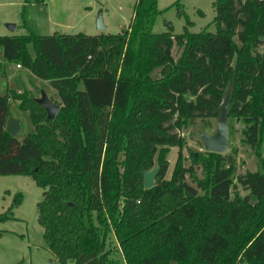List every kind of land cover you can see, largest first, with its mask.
<instances>
[{"label": "trees", "instance_id": "16d2710c", "mask_svg": "<svg viewBox=\"0 0 264 264\" xmlns=\"http://www.w3.org/2000/svg\"><path fill=\"white\" fill-rule=\"evenodd\" d=\"M212 4L213 31H190L185 15L182 32L155 33L156 0H137L118 33L0 35L3 58L58 94L52 119L30 90L0 94V175L30 176L44 190L37 220L60 263L264 264V0ZM229 82L228 126L242 123L259 169L236 173L231 154L206 151L198 177L180 130L216 118ZM11 102L33 126L22 140L5 129ZM155 165L145 189L143 170ZM22 198L14 194L0 222Z\"/></svg>", "mask_w": 264, "mask_h": 264}, {"label": "rangeland", "instance_id": "374dc122", "mask_svg": "<svg viewBox=\"0 0 264 264\" xmlns=\"http://www.w3.org/2000/svg\"><path fill=\"white\" fill-rule=\"evenodd\" d=\"M137 0H0V35H20L33 32L48 35L54 32L74 34L78 32L89 35L118 33L128 28ZM214 0H156L158 12L152 28L155 33L168 30L171 26L173 34L182 32L186 24L185 15L192 21L188 29L198 32L204 27L213 31V19L216 15L213 7ZM179 2V6L176 5ZM180 7V9H179ZM180 10V11H179ZM101 11L105 30L96 27V15ZM180 12V14H178ZM14 25V28L10 27ZM30 51L32 46L28 45ZM177 56L178 49L173 47ZM157 75L156 70L153 72ZM8 88L18 91L29 89L35 97L44 90L49 97L58 100L57 91L48 81L32 75L24 68L17 69L16 64L6 61L0 48V94ZM6 89V90H5ZM17 107L11 102V111L16 113ZM22 121L23 131L16 136L22 140L27 132L33 130L28 113L20 111L17 115ZM216 118L208 119V125L202 128L199 119L194 124L180 130L184 137L182 156L185 166H192L198 177L203 176L204 159L207 158L203 144L195 130L200 127L211 133L215 129ZM230 125L231 130L230 131ZM242 123L229 120V148L222 155L232 156L236 173L259 169V160L252 149L241 142ZM264 150V144H263ZM178 148H170L168 170L169 177L176 161ZM264 152V151H263ZM190 153H196L194 160ZM202 158V159H201ZM156 166V165H155ZM190 181V178H188ZM240 195L248 193L238 186ZM16 192L22 193V202L13 208L14 218L0 222V264H74L72 261L60 263L47 248L43 238V227L38 223L37 203L42 200L44 190L37 186L30 176L0 175V212L5 211L12 202ZM109 247L117 246L114 237L109 240ZM120 257L119 252H114Z\"/></svg>", "mask_w": 264, "mask_h": 264}, {"label": "water", "instance_id": "95a60500", "mask_svg": "<svg viewBox=\"0 0 264 264\" xmlns=\"http://www.w3.org/2000/svg\"><path fill=\"white\" fill-rule=\"evenodd\" d=\"M96 27L98 30H105L106 25L103 21L102 12L99 11L96 15ZM11 28H14L13 24H10ZM232 94V83L229 82L225 88L221 101L217 106V117L215 121V129L213 132L209 133L203 130L200 127H195V130L203 144L205 151L224 153L229 148V103ZM35 101L41 104L47 113V118L52 119L56 116L60 105L51 100L47 93L42 90L40 96L34 98ZM5 129L12 136H16L18 133L23 131V125L20 118L15 117L14 115H9ZM196 153H190V159L194 160ZM159 166L156 165L150 170H143V186L145 189L152 187L155 183V177L157 175ZM44 195V194H43Z\"/></svg>", "mask_w": 264, "mask_h": 264}, {"label": "crops", "instance_id": "0c3cea01", "mask_svg": "<svg viewBox=\"0 0 264 264\" xmlns=\"http://www.w3.org/2000/svg\"><path fill=\"white\" fill-rule=\"evenodd\" d=\"M16 68H17V69H21V68H23V67L18 66V64H16ZM10 89H14V88H10ZM5 90H6V89H5ZM15 90H16V89H15ZM27 90H29V89H27ZM15 106L17 107L16 103H15ZM17 109H18V107H17ZM17 111H18V112H17L16 114L19 115V113H20L21 110L18 109ZM26 113H27V112H26ZM12 115H14L15 117H17V115H15V113H13V112H12ZM18 118H19V117H18Z\"/></svg>", "mask_w": 264, "mask_h": 264}, {"label": "built area", "instance_id": "2783aa9c", "mask_svg": "<svg viewBox=\"0 0 264 264\" xmlns=\"http://www.w3.org/2000/svg\"><path fill=\"white\" fill-rule=\"evenodd\" d=\"M18 66H20V65L18 64Z\"/></svg>", "mask_w": 264, "mask_h": 264}]
</instances>
